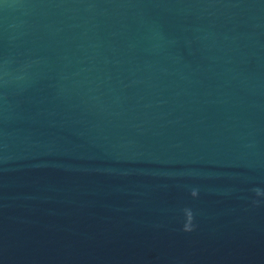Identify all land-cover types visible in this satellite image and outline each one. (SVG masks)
Instances as JSON below:
<instances>
[{
	"label": "water",
	"instance_id": "1",
	"mask_svg": "<svg viewBox=\"0 0 264 264\" xmlns=\"http://www.w3.org/2000/svg\"><path fill=\"white\" fill-rule=\"evenodd\" d=\"M0 264H264V0H0Z\"/></svg>",
	"mask_w": 264,
	"mask_h": 264
}]
</instances>
